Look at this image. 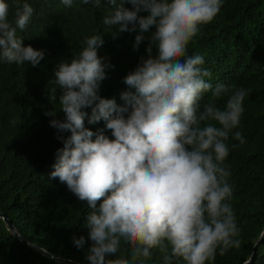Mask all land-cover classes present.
<instances>
[{
    "label": "clouds",
    "instance_id": "clouds-1",
    "mask_svg": "<svg viewBox=\"0 0 264 264\" xmlns=\"http://www.w3.org/2000/svg\"><path fill=\"white\" fill-rule=\"evenodd\" d=\"M82 3L99 7L101 0ZM107 3L111 14L103 23L118 34L138 32L134 50L155 28L148 37L147 57L124 78L132 90L121 94L122 106L99 94L107 70L114 67L98 55L105 42L102 35L86 38L79 55L59 65L53 82L63 89L65 121L53 119L50 126L71 135L57 151L50 178H58L93 209L86 222L92 241L88 264H143L153 250L163 264H173L174 259L184 264L214 261L218 249L223 256L241 244L228 203L233 196L231 173L223 162L229 155L225 142L240 124L248 93L235 90L223 109L215 103L201 108L203 93L211 90L214 98H221L233 86L218 83L213 88L205 79L211 73L202 67L204 58L189 56L187 48L200 26L217 17L223 0ZM33 13L24 3L10 21L9 4L0 0V60L36 67L44 59L43 50L23 46L17 34L26 29ZM85 108L91 109L90 116L82 111ZM86 116L89 124L103 121L112 138L104 129H87ZM233 138L246 142L239 131ZM73 242L83 248L85 238L73 237ZM122 243L128 247L127 258L118 256Z\"/></svg>",
    "mask_w": 264,
    "mask_h": 264
},
{
    "label": "trees",
    "instance_id": "trees-1",
    "mask_svg": "<svg viewBox=\"0 0 264 264\" xmlns=\"http://www.w3.org/2000/svg\"><path fill=\"white\" fill-rule=\"evenodd\" d=\"M5 2L9 4L10 21L24 3L33 7L29 25L23 31L17 30V34L23 46L43 50L44 59L36 67L30 62L17 65L0 60V213L35 246L15 236L0 217V264H88L86 256L92 241L86 222L93 209L58 178H50L57 151L71 135L50 126L53 119L65 121L60 106L63 89L53 82L55 72L62 62L79 55L86 38L102 35L105 42L98 55L114 67L107 70L108 78L102 82L99 94L122 106L121 94L132 90L124 78L135 70L141 57H147L148 37L155 28L134 50L138 32L118 34L114 27L103 23L111 14L107 0H101L99 7L94 3L85 5L82 0H73L71 7L61 0ZM124 6L132 7L127 3ZM187 54L204 58L202 67L211 73L205 79L213 88L218 83L233 86L221 98H214L211 90L203 93L201 108L205 103H215L223 109L235 90L245 89L248 93L240 124L225 142L229 155L223 162L231 173L228 182L233 196L228 203L235 214L241 244L223 256L218 249L215 260L206 262L243 264L264 229V0H223L217 17L200 26ZM82 111L91 115L90 108ZM88 116L84 122L87 129L94 133L104 129V134L112 138L103 121L89 124ZM236 131L241 132L245 143L233 138ZM100 203L102 200L97 202V209ZM81 236L85 245L77 248L73 237ZM128 255V247L122 243L118 256ZM143 264H163L162 257L153 250ZM173 264L184 262L174 259ZM249 264H264V240L257 245Z\"/></svg>",
    "mask_w": 264,
    "mask_h": 264
},
{
    "label": "water",
    "instance_id": "water-1",
    "mask_svg": "<svg viewBox=\"0 0 264 264\" xmlns=\"http://www.w3.org/2000/svg\"><path fill=\"white\" fill-rule=\"evenodd\" d=\"M0 217L5 221L8 229L15 234V236H17L20 240L24 241L26 244L32 246V247H35L32 243H30L29 241L25 240L20 234L19 232L15 229V226L12 225L10 223V221L7 219V216L4 214V213H0ZM264 240V229H263V232L261 234V236L259 237V239L257 240V242L254 244V247H253V252L251 254V256L249 257V259L247 261H245L243 264H249L253 259H254V255H255V251H256V248H257V245ZM40 252H42L43 254L49 256V257H53L51 254L47 253L46 251H44L43 249H40Z\"/></svg>",
    "mask_w": 264,
    "mask_h": 264
}]
</instances>
